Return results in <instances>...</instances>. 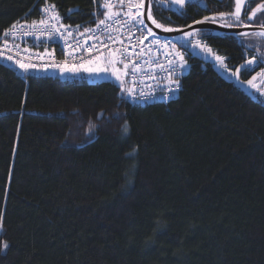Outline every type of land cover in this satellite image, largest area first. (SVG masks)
<instances>
[{
	"label": "trees",
	"instance_id": "obj_1",
	"mask_svg": "<svg viewBox=\"0 0 264 264\" xmlns=\"http://www.w3.org/2000/svg\"><path fill=\"white\" fill-rule=\"evenodd\" d=\"M102 3L0 0V35L39 22L46 4L85 31ZM208 10L231 12L234 0H152L173 29ZM201 39L241 81L264 68V39ZM188 63L178 99L133 105L110 81L22 76L0 61V240L10 245L0 264H264V97L198 56Z\"/></svg>",
	"mask_w": 264,
	"mask_h": 264
},
{
	"label": "built area",
	"instance_id": "obj_2",
	"mask_svg": "<svg viewBox=\"0 0 264 264\" xmlns=\"http://www.w3.org/2000/svg\"><path fill=\"white\" fill-rule=\"evenodd\" d=\"M113 2L115 3V0ZM47 5L50 4H46L43 9ZM43 9L42 18L48 19L51 13H45ZM114 10H119V7H115ZM126 10L127 8H125ZM133 11H135L134 8ZM55 12L58 13L56 8ZM121 19L125 18L121 17ZM61 23L63 22L61 21ZM108 23H111L113 28L118 27L113 21H108ZM52 24L59 27L55 21L49 20V26ZM97 24L89 28L91 31H77L68 27L67 31H70L72 36H67L65 29L61 28L60 31L65 34V40L55 33H53V38L49 39L47 33L52 31L51 27L42 34L39 29H43L45 26L40 25L39 22L36 23L35 28L31 27L32 23L17 22L13 24L16 25L15 28L10 26L7 29H11L10 34L5 35L6 30L0 35V53H3L0 56V61L6 60L14 64H18L17 61L34 64L36 65L34 69L54 70L65 67L83 69L98 61L113 59L109 55V50L117 51L118 54L115 59L119 60V52L127 49V56L139 65V69L135 72L131 70V63L128 68L129 83L132 86L131 104L169 103L180 97L183 90V80L189 73V51L187 49L179 47L171 39L162 38L158 35L150 36L143 41V44H140L136 37H141V33L137 31L135 36L129 39L127 29L111 32V36L115 38L114 43L108 39L109 33L104 31V27L97 28ZM26 32L32 34L25 35ZM97 37L99 40L96 39ZM100 41H104L107 48ZM166 42H170L168 47H165ZM172 45L184 53V58L187 61V65L183 69L177 70L173 76V79L180 81L179 89H175V85L171 84L168 78L166 54ZM133 46L135 47L133 48ZM141 48H144V53L138 57L136 53L140 52ZM148 48L152 49L151 52H148ZM51 49L55 53L47 52ZM8 56H11L12 60H8L6 58ZM146 61L148 62L146 63ZM158 64H162L164 68L157 67ZM120 65L123 66V64Z\"/></svg>",
	"mask_w": 264,
	"mask_h": 264
},
{
	"label": "snow or ice",
	"instance_id": "obj_3",
	"mask_svg": "<svg viewBox=\"0 0 264 264\" xmlns=\"http://www.w3.org/2000/svg\"><path fill=\"white\" fill-rule=\"evenodd\" d=\"M165 0H158V3H164ZM172 3L179 5L181 8H183L185 4V0H171ZM106 11L102 13L103 19H100L97 28H100L101 26L104 27V31L108 32V39L112 40L115 43V38L111 36L112 31L120 32L121 29H127L129 33V39L135 36V33L139 31L141 33V37H136L138 42L140 44H143L144 40H147L148 37H154L156 36V33L153 31L152 27L149 26V24L146 21H150L151 24L155 25L157 29H162L165 32H173V31H180V29H173L170 27H165L163 24L158 23L156 19L152 15V7L151 2L149 0V4L147 9H145V0H115V3L113 0H103V3L101 5ZM119 7V10H114L115 7ZM125 8L127 10L125 11ZM133 8L135 11H133ZM248 8V5L246 4V0H234V10L231 12H219L217 14H214L212 16H204L200 20H194L192 25H187L188 28L192 29L193 25H203L205 22H212L215 23L217 21V18L224 20L225 17H231L233 20V23L225 22L222 26L227 28H233V27H246L247 25L244 24L242 21V13ZM43 11L45 13H51L48 16V19L41 18L39 21L40 25H44L45 27L43 29H39V31L43 34L49 27H51L52 31H48V38H53V33L58 34L61 38L66 40L65 34L60 31L61 28L65 29L67 32V36H72V33L70 31H67V28L69 26L64 25L61 23L62 18L59 16L58 13L55 12V5H47ZM71 11V10H69ZM258 13H264V0H262L261 3L257 4L255 8H251L250 11H248L246 15V19L248 21H252L254 19H260L264 20V16L258 17ZM121 17H124L125 19H121ZM49 20L55 21L57 24H59V27H56L55 24H52L49 26ZM108 21H113L116 25H118L117 28H113V25L111 23H108ZM35 21H33L31 27H36ZM16 25H12V28H15ZM77 28L79 25L76 26ZM259 27L264 29V23H260ZM85 31H91V29H86ZM200 32V29H194L193 31H187L184 32L185 38H191L194 35L198 34ZM11 33V29L7 30L5 32V35H8ZM146 33V34H145ZM25 35H29L32 33H24ZM241 36H247L249 33L242 32L239 33ZM260 36H264V31H261L258 33ZM99 40V38H96ZM100 43L107 48V45L104 43V41H100ZM122 43V42H121ZM157 43H159L157 41ZM189 43H191V40H189ZM170 42L165 43V47H168ZM135 46H133L134 48ZM193 47H199L203 51L207 52L208 54H213L212 49L208 47L206 44L201 45L199 41H197L195 44H193ZM151 48H148V52H151ZM144 53V48L140 49V52L136 53V55L139 57ZM117 51L109 50V55L113 57L109 62L114 65L112 74L116 76V79H120L119 69L115 67L117 63L123 64V67L125 70L129 68V64H132L131 70L133 72L137 71L139 69V65L136 64L134 61L130 59V57L127 56V49L124 51L119 52L120 59L117 60L115 57L117 56ZM3 53H0V56H2ZM8 60H12L11 56L6 57ZM167 59V65H168V78L169 82L171 84L175 85V89L180 88V81L179 79H173V76L175 75L177 70L183 69L187 65V61L184 58V53L180 51L178 48L175 47V45H172L170 48V51L166 54ZM215 60L219 62L221 65L224 64L225 57L215 55ZM148 61H146L147 63ZM256 57H253L252 59H249L245 62L244 65H242V68H248L252 66L254 63H256ZM19 64V67L22 68L25 72H27L29 69L35 68L36 65L34 64H28L23 63L20 61H17ZM157 67L163 69L164 66L162 64H158ZM62 70L66 71H79L78 68H67L65 67ZM87 71H107V69H86ZM239 72L240 69H238L236 72L233 73L234 76H236L237 79H239ZM127 75V71L124 73ZM258 75L264 76V68L261 69V72ZM257 79L256 76H253L252 79L248 80L247 83L251 87H256L254 81ZM173 89V90H175ZM261 95H264V92L261 93ZM92 125L89 127V131L92 130ZM123 132L127 134L128 128L125 125L123 127ZM131 155V154H130ZM125 176L127 177L128 174L125 173ZM131 184V180H129V185ZM4 231V214L0 213V232ZM9 242L6 240H0V252H3L9 248Z\"/></svg>",
	"mask_w": 264,
	"mask_h": 264
},
{
	"label": "rangeland",
	"instance_id": "obj_4",
	"mask_svg": "<svg viewBox=\"0 0 264 264\" xmlns=\"http://www.w3.org/2000/svg\"><path fill=\"white\" fill-rule=\"evenodd\" d=\"M174 6V5H173ZM175 7V6H174ZM256 33H249V35L244 36V38L248 41H254L255 44L259 46L260 40L264 39V36L260 35H252ZM201 32L194 35L191 38H183L179 40V43L183 46V48L187 49L191 54L198 56L205 60L206 62L212 63L215 67V69L227 80L229 81H235L236 76L233 75L234 71L230 70L226 64V59L224 60V64L221 65L219 62L215 60V55H219L216 53L212 48L213 54H208L207 52L203 51L199 47H193V44H195L197 41L201 43V45H204L205 43L201 39ZM251 38V39H249ZM189 40H191V43H189ZM49 53H55L53 49L47 50ZM221 56V55H219ZM223 57V56H222ZM110 60H101L97 63H94L88 67H85L83 69H79V71H66L62 69H54V70H47V69H29L27 72H25L22 68L19 67V64H14L9 61L4 60L3 62L7 65H10L14 69H16L22 76H25L27 74H42V75H53L56 77H60L64 80H86L89 83H100L105 81H110L118 85L123 91L132 92V86L129 83V70H125L124 67L120 64H116L115 67L119 69V75L120 79L117 80L116 76L112 74L114 65L109 62ZM86 69H107V71H87ZM125 71H127V75H125ZM259 74V73H258ZM256 74L255 76L257 79L254 81L256 87H250L248 90V93L256 100H261V97H264V95H261L262 92H264V76Z\"/></svg>",
	"mask_w": 264,
	"mask_h": 264
},
{
	"label": "water",
	"instance_id": "obj_5",
	"mask_svg": "<svg viewBox=\"0 0 264 264\" xmlns=\"http://www.w3.org/2000/svg\"><path fill=\"white\" fill-rule=\"evenodd\" d=\"M151 7H152V0ZM149 4V0H145V9H147ZM150 27H152L153 31L162 38H168L175 42H178L180 39L184 38V32L187 31H193L194 29H200V32H206V33H218L222 35H230L239 37V33L247 32V33H256L258 34L261 31H264V29L260 28L259 26H246V27H233V28H227L223 27L222 24L219 23H212V22H205L203 25H193V28L190 29L188 27L180 28V31H173V32H165L162 29H157L155 25L151 24L150 21H146ZM193 24V23H192ZM191 24V25H192ZM236 84L242 89V90H249L251 86L248 85L247 82L241 81L240 78L235 80Z\"/></svg>",
	"mask_w": 264,
	"mask_h": 264
},
{
	"label": "flooded vegetation",
	"instance_id": "obj_6",
	"mask_svg": "<svg viewBox=\"0 0 264 264\" xmlns=\"http://www.w3.org/2000/svg\"><path fill=\"white\" fill-rule=\"evenodd\" d=\"M255 2H256V0H246V4L248 5V8L242 13V17H241V19H242V21L244 22V24L245 25H247V26H250V25H252V26H257V25H255V24H253L252 22H254V21H248L247 19H246V15H247V13H248V11H250L249 9H251V7L255 4ZM262 2V1H261ZM260 2V3H261ZM191 4V3H193L194 5H197V6H199L200 4H202V0H185V4H184V6H183V8H181L179 5H177V4H174L173 3V5L175 6V7H179L180 9H185V7L188 5V4ZM259 4V3H258ZM256 7V6H255ZM254 7V8H255ZM253 8V7H252ZM209 12H208V14H206L205 16H212V15H214V14H217V13H219L220 11H218V10H216V11H212V10H208ZM223 12H225V11H223ZM227 13V12H226ZM261 16H264V13H258V17H261ZM225 22H228V23H233V20H232V18L231 17H225L224 18V20H221V19H219V18H217V21L215 22V23H219V24H224ZM203 33H205V34H213V35H215V34H218V33H206V32H201V34H203ZM220 35H222V34H220ZM228 36H230V35H228ZM240 37V36H239Z\"/></svg>",
	"mask_w": 264,
	"mask_h": 264
}]
</instances>
